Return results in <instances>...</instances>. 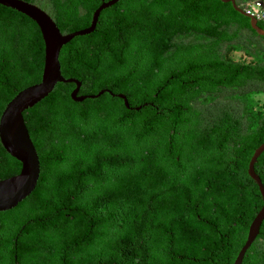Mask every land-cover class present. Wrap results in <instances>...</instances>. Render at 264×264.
Returning <instances> with one entry per match:
<instances>
[{"label": "trees", "instance_id": "16d2710c", "mask_svg": "<svg viewBox=\"0 0 264 264\" xmlns=\"http://www.w3.org/2000/svg\"><path fill=\"white\" fill-rule=\"evenodd\" d=\"M23 1L67 34L109 0ZM262 41L220 0L103 10L91 34L61 48V74L81 83L79 96L109 90L129 108L108 93L75 103V85L59 83L23 112L40 174L0 212V264H233L262 207L247 175L264 142V107L250 98L264 94ZM43 62L36 24L0 6V115ZM20 169L0 144V181ZM254 172L264 186V152ZM241 264H264V220Z\"/></svg>", "mask_w": 264, "mask_h": 264}, {"label": "water", "instance_id": "95a60500", "mask_svg": "<svg viewBox=\"0 0 264 264\" xmlns=\"http://www.w3.org/2000/svg\"><path fill=\"white\" fill-rule=\"evenodd\" d=\"M119 1L121 0L103 1L93 12L89 27L62 34L52 18L37 5L23 0H0V6L14 10L34 22L40 31L44 44V62L40 81L17 93L7 103L0 115V144L10 157L21 165L20 172L17 175L0 181V212H6L15 208L31 195L37 185L40 174L39 159L25 127L22 114L44 100L57 84L75 85V89L70 93V99L75 103H81L87 99H98L104 93H108L112 97L121 99L125 108H129L124 95H114L109 90H101L96 95L79 96L78 91L81 83L73 78H64L61 74L58 60L60 50L65 44L76 37L91 34L95 30L100 13ZM220 1L225 4L230 3L237 13L249 20L251 30L258 36L264 37V27L260 28L254 18L246 15L236 5L235 0ZM139 109L135 108V110ZM263 152L264 142L254 150L247 166V175L258 188L262 199V207L249 225L246 240L233 264L242 263L246 251L258 236L260 226L264 220V186L254 172V165Z\"/></svg>", "mask_w": 264, "mask_h": 264}, {"label": "built area", "instance_id": "2783aa9c", "mask_svg": "<svg viewBox=\"0 0 264 264\" xmlns=\"http://www.w3.org/2000/svg\"><path fill=\"white\" fill-rule=\"evenodd\" d=\"M243 12L264 24V0H253L242 5Z\"/></svg>", "mask_w": 264, "mask_h": 264}, {"label": "rangeland", "instance_id": "374dc122", "mask_svg": "<svg viewBox=\"0 0 264 264\" xmlns=\"http://www.w3.org/2000/svg\"><path fill=\"white\" fill-rule=\"evenodd\" d=\"M255 44L260 41L258 37H253ZM264 45V41L261 42ZM232 58L235 61H240V62H249L251 59L249 57H246L242 53H232ZM256 101L260 106L264 107V96L263 95H257L256 96Z\"/></svg>", "mask_w": 264, "mask_h": 264}, {"label": "flooded vegetation", "instance_id": "af4514ba", "mask_svg": "<svg viewBox=\"0 0 264 264\" xmlns=\"http://www.w3.org/2000/svg\"><path fill=\"white\" fill-rule=\"evenodd\" d=\"M229 90L228 89H225V88H223V89H221V92H228ZM257 95H263L264 96V94H256V93H251L250 94V98L252 99V101H253V103H256L257 101H256V96ZM241 111H242V109H241ZM247 236V235H246ZM246 240V239H245Z\"/></svg>", "mask_w": 264, "mask_h": 264}]
</instances>
